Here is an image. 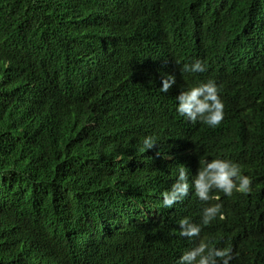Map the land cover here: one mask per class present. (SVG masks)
I'll return each mask as SVG.
<instances>
[{
  "label": "trees",
  "instance_id": "trees-1",
  "mask_svg": "<svg viewBox=\"0 0 264 264\" xmlns=\"http://www.w3.org/2000/svg\"><path fill=\"white\" fill-rule=\"evenodd\" d=\"M209 80L216 128L176 112ZM217 157L252 191L214 193L226 217L201 238L264 264V0H0V264H177L207 205L161 193Z\"/></svg>",
  "mask_w": 264,
  "mask_h": 264
},
{
  "label": "clouds",
  "instance_id": "clouds-1",
  "mask_svg": "<svg viewBox=\"0 0 264 264\" xmlns=\"http://www.w3.org/2000/svg\"><path fill=\"white\" fill-rule=\"evenodd\" d=\"M183 71L187 73H203L206 65L197 60L192 64H185ZM176 84V78L165 75L162 79V93L168 91ZM176 112L191 123H202L209 127H218L225 118V105L220 95V88L215 81L209 80L197 86L181 91L176 98ZM154 138L146 136L143 146L150 150L155 146ZM253 179L244 175L241 165L228 158L215 159L199 158V168L194 177L189 178V169L179 165L175 182L170 189L161 193L162 206L173 208L183 203L190 193L204 204L199 222L190 217L179 220V235L188 240L199 241L195 247L185 251L178 259L177 264H231L233 260L232 249L228 247H214L211 240L201 238L203 229L215 221H223L226 217L222 203H210L219 200L214 195L221 192L225 197L231 198L234 193L248 195L252 191Z\"/></svg>",
  "mask_w": 264,
  "mask_h": 264
}]
</instances>
